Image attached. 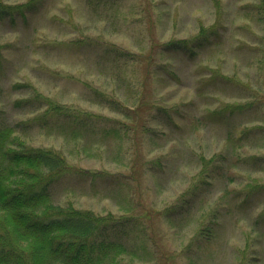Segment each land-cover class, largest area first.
Returning a JSON list of instances; mask_svg holds the SVG:
<instances>
[{
    "label": "rangeland",
    "instance_id": "374dc122",
    "mask_svg": "<svg viewBox=\"0 0 264 264\" xmlns=\"http://www.w3.org/2000/svg\"><path fill=\"white\" fill-rule=\"evenodd\" d=\"M0 1L32 5L0 23V124L65 157L54 203L129 219L121 264H264V0Z\"/></svg>",
    "mask_w": 264,
    "mask_h": 264
},
{
    "label": "trees",
    "instance_id": "16d2710c",
    "mask_svg": "<svg viewBox=\"0 0 264 264\" xmlns=\"http://www.w3.org/2000/svg\"><path fill=\"white\" fill-rule=\"evenodd\" d=\"M31 7V1L15 5L0 1V23L14 26L17 21H26ZM217 35V29L199 24L193 36L161 43L158 50L162 54L185 53L193 57ZM26 86L13 84L12 88ZM39 99H43L39 94L33 98ZM27 102H31L30 98L14 100L12 105L17 108ZM107 103L114 112H122L123 107L116 100ZM46 106L50 115L62 111L50 102ZM84 117L76 114L72 121L84 128L80 122ZM23 127L22 122L0 124V264H121L123 260L134 261L139 253L126 242L129 219L114 218L110 214L99 216L91 210L54 203L51 188L71 166L60 152L35 148L22 141L16 133ZM111 133L120 137L118 131L111 130ZM203 167L204 170H217L219 166L217 161L213 164L209 159ZM200 232L203 233V228Z\"/></svg>",
    "mask_w": 264,
    "mask_h": 264
}]
</instances>
